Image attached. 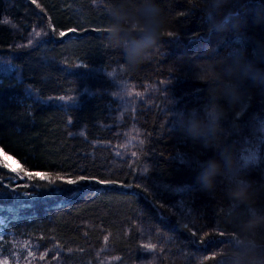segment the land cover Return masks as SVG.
I'll use <instances>...</instances> for the list:
<instances>
[{
  "label": "trees",
  "instance_id": "trees-1",
  "mask_svg": "<svg viewBox=\"0 0 264 264\" xmlns=\"http://www.w3.org/2000/svg\"><path fill=\"white\" fill-rule=\"evenodd\" d=\"M159 2L167 31L123 72L93 0H0V148L54 181L0 167V264H221L230 232L222 193L200 191L196 170L181 162L191 145L171 130L166 105L207 97L201 69L219 63L232 37L206 41L198 0ZM257 2L241 14L248 34L264 38L251 23ZM229 143L255 155L249 178L260 180L264 100L238 119Z\"/></svg>",
  "mask_w": 264,
  "mask_h": 264
},
{
  "label": "clouds",
  "instance_id": "clouds-1",
  "mask_svg": "<svg viewBox=\"0 0 264 264\" xmlns=\"http://www.w3.org/2000/svg\"><path fill=\"white\" fill-rule=\"evenodd\" d=\"M251 2L198 0L206 41L216 36L218 47L231 34L232 43L218 64L201 69L198 82L207 90L202 102L178 107V98L171 96L166 105L171 130L181 144L191 145V151H180L181 162L196 170L200 191L212 198L222 193V216L230 232L221 264H264V174L250 179L249 171L259 166L255 155L229 143L238 119L258 98L264 100V38L248 34V20L241 14ZM93 3L107 17V42L123 53V72H134L167 31L159 0ZM251 23L264 28V5L257 2ZM207 152L212 155L202 159Z\"/></svg>",
  "mask_w": 264,
  "mask_h": 264
},
{
  "label": "snow or ice",
  "instance_id": "snow-or-ice-1",
  "mask_svg": "<svg viewBox=\"0 0 264 264\" xmlns=\"http://www.w3.org/2000/svg\"><path fill=\"white\" fill-rule=\"evenodd\" d=\"M37 35H39V33H37ZM59 35L61 37H63L66 35V33L60 32ZM136 95H140V94L136 93ZM139 142L141 144L143 143L142 140H140ZM7 160H13V158L11 156H7L6 160L0 161V167H3L5 169H7L8 171L14 173L16 175V177H18L20 179H24L26 177L29 181H31L34 178H38L41 181L49 180L50 182H54L51 180V178L46 173L27 171L22 166H20L18 161H14V163L16 164V167H12L9 163L6 162ZM55 179L56 180H64V182H66L67 184H77L80 181H86V180H93L95 183L101 184V185L109 183L108 181H104V180L97 179L94 177H86V176H80L78 179H71V178L56 176ZM27 186H28L27 184L24 185V187H27ZM41 259H43V257H41ZM4 264H7V262H4Z\"/></svg>",
  "mask_w": 264,
  "mask_h": 264
},
{
  "label": "rangeland",
  "instance_id": "rangeland-1",
  "mask_svg": "<svg viewBox=\"0 0 264 264\" xmlns=\"http://www.w3.org/2000/svg\"><path fill=\"white\" fill-rule=\"evenodd\" d=\"M10 156L9 154H7L6 152H4L1 148H0V158L2 159V161L6 160V157ZM12 157V156H11ZM13 158V157H12ZM14 161H16L14 158L13 160H7L6 162L9 163L12 167H16V164L14 163Z\"/></svg>",
  "mask_w": 264,
  "mask_h": 264
}]
</instances>
